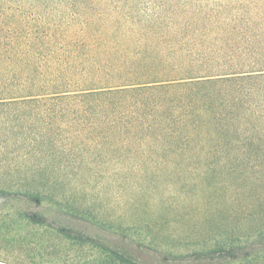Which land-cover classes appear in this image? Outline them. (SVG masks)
I'll return each instance as SVG.
<instances>
[{"label": "trees", "instance_id": "obj_1", "mask_svg": "<svg viewBox=\"0 0 264 264\" xmlns=\"http://www.w3.org/2000/svg\"><path fill=\"white\" fill-rule=\"evenodd\" d=\"M254 150L264 152V0H0V197L37 203L22 219L146 264L48 217L40 188L9 183L16 158L241 164ZM257 230L185 251L138 244L165 264H251L242 256L264 244Z\"/></svg>", "mask_w": 264, "mask_h": 264}, {"label": "rangeland", "instance_id": "obj_2", "mask_svg": "<svg viewBox=\"0 0 264 264\" xmlns=\"http://www.w3.org/2000/svg\"><path fill=\"white\" fill-rule=\"evenodd\" d=\"M127 154L116 153L117 161L112 163H80L69 154L44 159L17 157L14 164L20 166V172L9 177V183L40 188L45 193L40 209L48 217L114 248L131 251L146 264L165 263L159 255L140 247V239L152 248L185 251L195 243L211 245L224 237L245 235L251 239L257 229L264 228L263 151L246 152L245 158L251 160L241 164L145 162L136 160L137 153L129 154L134 159L128 161ZM78 206L92 208L96 220L69 216L68 210ZM37 209V203L0 197L1 260L15 264H118L97 246L67 240L18 214ZM102 222L129 229L133 226L134 230L118 235L113 228L102 229ZM256 244L246 248L249 255L242 257L252 255L247 261L254 264L256 259V264H264V244ZM196 264L210 263L203 260Z\"/></svg>", "mask_w": 264, "mask_h": 264}]
</instances>
